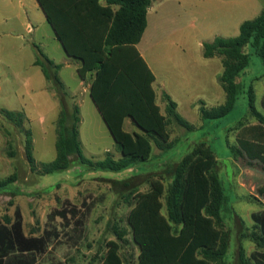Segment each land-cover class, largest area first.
Wrapping results in <instances>:
<instances>
[{"label": "rangeland", "instance_id": "rangeland-1", "mask_svg": "<svg viewBox=\"0 0 264 264\" xmlns=\"http://www.w3.org/2000/svg\"><path fill=\"white\" fill-rule=\"evenodd\" d=\"M240 4L243 6L223 0L222 4L205 6L197 2L185 6L174 19L173 35L186 43H170L166 37H158L151 23L147 47L156 58L159 55V60L165 51L168 61L181 62L187 54L183 44H188L192 55L200 60V40L235 37L240 24L253 19L264 8V0H241ZM10 12L4 16L8 20H0V111L22 112L25 121L19 128L0 112V180L15 175L14 186L21 194L0 193V224L9 228L17 223L24 239L36 240L29 243L30 251L15 254L17 259L28 264H99L105 244L116 240V232L124 231L118 241V253L124 264H135L138 249L131 241L126 222L129 202H133L137 192L148 191L151 181L157 180L164 188L162 213L166 214L165 197L174 167L203 143V148L208 147L215 154L213 171L226 199L220 213L221 223L217 225L227 239L224 264H238L240 249L247 259L255 255L264 262V247L260 248L256 241L257 235L264 236V197L259 194L264 188V123L249 110L247 94L252 87L255 109L264 116V64L255 54L254 44L247 48L250 61L240 75L242 88L234 108L223 118L201 120L198 105L192 107L181 102L180 115L194 125V131L168 120L167 142L171 147L159 149L153 143L148 161L118 173L89 172L73 165L66 171L43 174L40 163L55 158L56 121L62 106L51 82L28 61L31 51L35 55L36 47L42 52L25 29V23L35 26V19L29 18L16 0ZM76 85V81L67 80L65 107L75 104L71 95L75 94ZM76 93L75 99L82 101L83 116L78 131L83 155L101 160L109 152L117 159L114 140L90 96L80 90ZM224 98L221 88L219 98H208L204 106L215 107ZM162 101L165 103L163 96ZM162 112L165 114V108ZM124 128L134 129L129 123ZM26 129L33 139L36 160L33 166L24 152ZM239 140L250 144V153L241 150ZM51 186L50 191H44Z\"/></svg>", "mask_w": 264, "mask_h": 264}, {"label": "trees", "instance_id": "trees-1", "mask_svg": "<svg viewBox=\"0 0 264 264\" xmlns=\"http://www.w3.org/2000/svg\"><path fill=\"white\" fill-rule=\"evenodd\" d=\"M47 23L54 31L66 54L79 62L78 75L90 81L89 95L106 125L119 153L117 159L109 152L101 160L83 155L79 141L80 112L73 104L65 107L64 86L57 77L60 65L54 64L35 48L34 65L39 66L51 82L61 103L56 121L55 158L40 163L43 174L66 171L71 166L89 172L118 173L134 164L148 161L152 144L159 149L170 148L166 128L173 120L188 131L193 124L182 118L176 103L167 95L165 114L156 103L154 75L136 46L147 25V11L154 0H36ZM254 44L255 54L264 64V8L250 20L243 21L235 37H215L202 44L204 58L217 57L222 72L218 83L225 98L222 104L206 108L198 102L201 120H217L234 108L242 85L240 75L249 65L247 48ZM249 110L264 123V116L256 111L252 87L248 91ZM264 105V102H262ZM4 118L21 128L22 112L1 110ZM130 119L138 132H128L124 122ZM24 152L33 166V140L30 130L24 131ZM241 150L250 153L246 141L239 140ZM258 158V157H257ZM215 154L203 143L184 155L174 167L173 180L165 197L166 214L162 213L164 188L160 181H151L146 192H137L126 217L131 241L137 247L135 264H224L227 239L217 225L226 201L220 180L214 173ZM31 166V167H32ZM33 168V167H32ZM15 175L0 180V193L21 195L14 186ZM57 185V184H56ZM53 186L44 191H50ZM264 197V188L259 190ZM115 233V232H114ZM109 240L99 264H124L119 255V239L124 231ZM19 224L9 228L0 224V264H28L17 253L30 251ZM257 245L264 247V236H256ZM238 264H264L255 255L247 259L243 249Z\"/></svg>", "mask_w": 264, "mask_h": 264}, {"label": "crops", "instance_id": "crops-1", "mask_svg": "<svg viewBox=\"0 0 264 264\" xmlns=\"http://www.w3.org/2000/svg\"><path fill=\"white\" fill-rule=\"evenodd\" d=\"M222 1L223 0H213V2L212 0H154L148 8L146 16L147 25L136 48L154 75L155 79L153 82V88L155 90L156 103L161 112L162 109L165 108V103L163 101L160 103L161 97L164 94L169 96L171 100L176 103V110L179 115L181 102L188 106L196 107L200 101L205 104V101L208 98L216 97L218 99L219 89H221L218 83V76L222 72V65L220 59L217 57L204 58L201 56V58H199L200 60H197V58L192 55L191 48L188 44H183L187 50V54L181 62L168 61L166 55L167 52L165 51H162L159 60V55L156 58L155 54L150 51L149 47H147L148 38L146 35L150 24L152 23V25H155L158 37H166L167 41L170 43H175L177 41L180 43H186L185 40L182 41L180 38L174 37L173 35V26L175 24L174 19L178 16L177 12H180L185 6H194L197 2L205 3L206 6L209 5V3L222 4ZM231 1L238 6H243L240 4L241 0ZM16 2L23 10H25L26 15L29 16V18L32 19L33 17L35 19V26L25 23L26 33L31 35L32 42H37L39 44L38 46L47 58H49L54 64L61 66L57 72V77L63 84L64 88H66L67 80L72 79V81H76L77 83L76 91H73V93L77 94L76 92H79L80 90L81 94L84 95L88 93L89 95L90 81L88 79L82 80L79 77L77 72L79 62L70 58L66 54L60 42L57 40L51 26L47 23L37 1L16 0ZM100 2L105 4L104 0H100ZM11 6H13V0H0V16H2V19L0 20H8V17L4 16L8 14L10 15ZM197 6L198 5H195V7ZM204 11L208 13L209 10ZM193 12L197 13L195 9ZM209 12H212V10ZM204 42L205 41L200 40L201 55L202 44ZM162 49L163 48L160 50ZM34 60L35 55H33L31 51L28 60L29 64L32 67L40 68L39 66L34 65ZM75 94H72L71 96L74 98V103L79 107L80 117L82 118V101L79 98L75 99V97H77ZM126 123L133 124L130 119L125 120L124 126ZM133 127L134 129L128 132L139 131L135 125H133Z\"/></svg>", "mask_w": 264, "mask_h": 264}]
</instances>
